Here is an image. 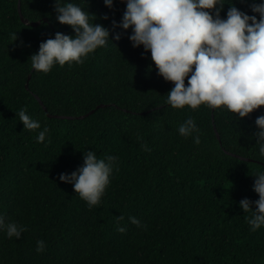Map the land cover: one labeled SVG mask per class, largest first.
<instances>
[{"label": "trees", "instance_id": "1", "mask_svg": "<svg viewBox=\"0 0 264 264\" xmlns=\"http://www.w3.org/2000/svg\"><path fill=\"white\" fill-rule=\"evenodd\" d=\"M19 1L0 0V215L27 231L20 239L0 231V264H264V227L251 231L250 213L239 207L259 199L254 175L264 157L255 120L264 106L240 119L224 107L167 105L174 84L158 74L150 51L133 47L131 29L113 30L126 10L121 0L112 9L104 0H66L95 16L110 40L82 65L36 72L30 57L40 43L75 33L56 20V0H21L22 16L37 27L24 23ZM224 2L222 18L236 6L259 19L254 0ZM24 108L50 129L51 143L25 129ZM189 117L199 144L196 133L178 132ZM87 151L117 156L119 168L91 209L59 180L83 166ZM120 216L125 233L116 230Z\"/></svg>", "mask_w": 264, "mask_h": 264}, {"label": "clouds", "instance_id": "2", "mask_svg": "<svg viewBox=\"0 0 264 264\" xmlns=\"http://www.w3.org/2000/svg\"><path fill=\"white\" fill-rule=\"evenodd\" d=\"M112 9L114 0H104ZM126 10L120 22L112 21L113 30L131 29L129 36L133 47L143 46L151 53L158 74L174 87L167 94L166 104L173 109L189 107L197 110L204 105L209 109L226 108L243 119L264 106V0L250 5L253 13L248 15L236 6L229 8L226 19L221 17L224 0H121ZM56 20L71 26L75 35L57 32L54 38L40 43L38 53L30 57L31 68L36 72L49 73L53 67L73 63L82 65L97 49L105 47L110 40V30L94 23L96 17L80 5L66 0H56ZM104 19H108L107 16ZM17 40V35H13ZM115 39H120L117 34ZM187 78V86L185 80ZM25 129L37 132L36 142L51 143L50 129L41 128L38 120L18 112ZM255 133L259 154L264 157V115L255 120ZM38 130V131H37ZM199 128L189 117L178 129L183 137H193L200 143ZM145 151H150L137 134ZM118 171V157L105 155L98 158L94 151L84 152V164L70 175L61 173L59 180L74 186V190L91 209L98 206L110 185L111 177ZM253 190L259 199L245 198L239 207L250 213L246 223L255 232L264 227V171L257 172ZM255 205V210H253ZM129 221L139 228H146L136 217ZM124 220L118 217L116 230L127 231L120 226ZM0 231L7 238L20 239L26 227L15 221H7L0 215ZM36 251L43 253L46 242L38 240Z\"/></svg>", "mask_w": 264, "mask_h": 264}, {"label": "water", "instance_id": "3", "mask_svg": "<svg viewBox=\"0 0 264 264\" xmlns=\"http://www.w3.org/2000/svg\"><path fill=\"white\" fill-rule=\"evenodd\" d=\"M19 11H20V14H21V17L24 21L25 24L27 25H31V26H39L40 25V22H36V23H31L29 20L25 19L23 16H22V11H21V0L19 1ZM28 86V85H27ZM40 103L43 105L42 101L39 99Z\"/></svg>", "mask_w": 264, "mask_h": 264}]
</instances>
